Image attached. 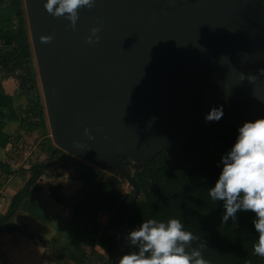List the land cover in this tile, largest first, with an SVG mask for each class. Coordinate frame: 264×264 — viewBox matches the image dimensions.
<instances>
[{
    "label": "water",
    "instance_id": "95a60500",
    "mask_svg": "<svg viewBox=\"0 0 264 264\" xmlns=\"http://www.w3.org/2000/svg\"><path fill=\"white\" fill-rule=\"evenodd\" d=\"M23 1L51 139L66 152L123 171L113 153L145 161L188 140L203 124L195 108L264 116V0H94L75 27ZM126 175L134 194L110 264L138 194Z\"/></svg>",
    "mask_w": 264,
    "mask_h": 264
},
{
    "label": "trees",
    "instance_id": "16d2710c",
    "mask_svg": "<svg viewBox=\"0 0 264 264\" xmlns=\"http://www.w3.org/2000/svg\"><path fill=\"white\" fill-rule=\"evenodd\" d=\"M2 4L10 7L15 25L5 43L0 45V71L15 72L18 95H25L27 100L19 129L30 135L39 131L41 151L46 155L45 160L31 163L23 188L13 196L7 211L0 216V232H11L15 230L13 216L22 200L31 197L33 185L55 160H67V152L56 147L49 136L24 1L0 0ZM236 128L226 120L211 121L198 125L189 137L191 140L200 137L207 140L219 155L217 160L186 154L189 141L186 140L179 141L168 150L157 151L149 160L136 166L132 177L138 186V194L123 235L122 246L126 253L138 251L139 245L131 244L127 233L139 226L142 220L155 217L167 221L175 217L196 237L185 246L186 251L198 248L207 264H264V257L253 251V242L257 238L252 226L254 213L238 212L235 220L221 222L223 202L208 196V188L219 171L220 156L232 143ZM78 167L77 176L81 183L72 195V212L87 217L89 235L95 238V243L111 260L134 193L121 191L114 171L107 175L81 162ZM0 168L12 173L5 163L0 162ZM59 187L55 186L53 192H57ZM99 214L105 215L104 222L98 219Z\"/></svg>",
    "mask_w": 264,
    "mask_h": 264
},
{
    "label": "crops",
    "instance_id": "0c3cea01",
    "mask_svg": "<svg viewBox=\"0 0 264 264\" xmlns=\"http://www.w3.org/2000/svg\"><path fill=\"white\" fill-rule=\"evenodd\" d=\"M12 19L10 7L0 5V45L11 34ZM26 103L25 95H18L16 76L1 70L0 162L12 173L0 168V216L7 211L13 196L23 188L29 177L28 167L36 163L26 157V152L21 163L12 154L28 142L27 134L19 129ZM44 154L40 161L45 160ZM77 158L67 152V160H55L35 182L31 197L22 200L13 216L15 230L0 232V264H107L104 261L107 253L88 233L87 217L72 212V195L81 183L77 176L79 167L74 161ZM57 185L59 190L53 192Z\"/></svg>",
    "mask_w": 264,
    "mask_h": 264
},
{
    "label": "clouds",
    "instance_id": "9594fccd",
    "mask_svg": "<svg viewBox=\"0 0 264 264\" xmlns=\"http://www.w3.org/2000/svg\"><path fill=\"white\" fill-rule=\"evenodd\" d=\"M93 5L94 0H43L47 12L66 18L72 27L79 18V9ZM96 32L92 27L86 39H99ZM51 39L50 35L41 37L43 42ZM222 116L223 106H215L205 114V120L218 121ZM208 196L223 202L221 222L235 220L238 212L254 213L252 226L257 238L253 251L264 257V116L237 126L232 143L220 156L219 171ZM127 238L139 245L138 251L122 254L119 264H207L198 248L186 251L185 246L196 237L175 217L167 221L144 219L128 231Z\"/></svg>",
    "mask_w": 264,
    "mask_h": 264
},
{
    "label": "rangeland",
    "instance_id": "374dc122",
    "mask_svg": "<svg viewBox=\"0 0 264 264\" xmlns=\"http://www.w3.org/2000/svg\"><path fill=\"white\" fill-rule=\"evenodd\" d=\"M14 21V25H15V20L14 17L12 19ZM35 61V58H34ZM35 65H36V61H35ZM37 69V66H36ZM4 73V72H1ZM8 75H11L12 77H15V72L14 73H6ZM38 81H39V76H38ZM39 86H40V81H39ZM40 91H41V86H40ZM42 93V92H41ZM42 95V94H41ZM193 112H191L189 114V116L194 119V118H198L199 119V123H204V122H210V121H206L205 120V114L209 111V109H202V108H195L194 110H192ZM225 114L223 113V116L220 119H226V120H230L233 121L234 123L240 125V122H236L237 121V117H238V113H235L233 111L229 112ZM46 119H47V115H46ZM243 122V121H242ZM47 125H48V130H49V136L50 135V127H49V123H48V119H47ZM27 141L25 143L24 148L20 149V151H16V153L12 152V154L15 155L16 161L18 162H23L22 160L25 158V152H26V157L28 156V158H30L29 160L35 161V162H40V160L43 157V152H41V142H42V136L40 135L39 131H36L34 133L27 134ZM52 140V139H51ZM192 154V155H196V156H200V157H210L213 160H217L219 155L217 153H215L213 151V149L211 148V145L209 144L208 141L203 142V143H198L197 145H195L193 147V149L186 153V154ZM45 155V154H44ZM114 158L118 159L120 162V165L122 167L121 171L118 167H115L114 165H101L99 166V164L97 165V163H94L93 161H88L86 159H82V158H77V160L79 161V163L77 164L79 166L80 162L83 164H87L90 166H94L98 169H100L104 174H112V172L114 171V174L117 178V180L119 181V187L121 189V191L125 194L130 193L133 191L134 193V186L132 184V182H130V179L128 178V176L126 175H132L133 171L135 170L136 166L142 161L136 157L133 156H129L126 154H118L115 156V153H113ZM73 158H76L74 156H72ZM102 215V214H101ZM105 215H102L100 217H98V219L102 220L104 222L105 220ZM108 256V254H107ZM112 257V256H111ZM107 259L104 258V261H107L108 264H110V259L109 256L106 257Z\"/></svg>",
    "mask_w": 264,
    "mask_h": 264
},
{
    "label": "flooded vegetation",
    "instance_id": "af4514ba",
    "mask_svg": "<svg viewBox=\"0 0 264 264\" xmlns=\"http://www.w3.org/2000/svg\"><path fill=\"white\" fill-rule=\"evenodd\" d=\"M189 141H188V145H187V148H186V153H188V152H190L192 149H193V147L195 146V145H197L198 143H203V142H206L207 140H203V139H201V137L200 138H198V139H188ZM191 154V153H190Z\"/></svg>",
    "mask_w": 264,
    "mask_h": 264
}]
</instances>
